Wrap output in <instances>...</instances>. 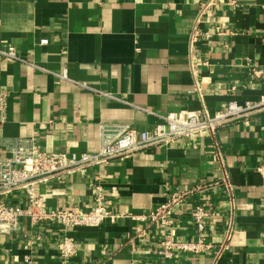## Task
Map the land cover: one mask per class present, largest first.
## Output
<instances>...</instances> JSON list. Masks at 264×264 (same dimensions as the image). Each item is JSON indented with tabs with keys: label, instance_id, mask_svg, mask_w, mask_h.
Listing matches in <instances>:
<instances>
[{
	"label": "crops",
	"instance_id": "0c3cea01",
	"mask_svg": "<svg viewBox=\"0 0 264 264\" xmlns=\"http://www.w3.org/2000/svg\"><path fill=\"white\" fill-rule=\"evenodd\" d=\"M206 0H0V90L7 92L0 140L30 137L45 152H95L118 126L151 129L168 112L211 114L229 101L264 95V0H218L198 26ZM45 40V42H42ZM5 154L0 143V156ZM264 110L207 132L139 149L41 186L49 208L88 209L99 183L119 217L62 228L20 219L0 233V264H58V242H78L69 264H264ZM227 176L194 192L171 228L130 214L148 211L175 190ZM7 201L24 206L15 193ZM207 203L212 248L166 258L165 232L193 240L191 202ZM228 246L214 259L225 232ZM63 229V230H62ZM37 236L39 238H37ZM26 256L30 261L27 262Z\"/></svg>",
	"mask_w": 264,
	"mask_h": 264
},
{
	"label": "built area",
	"instance_id": "2783aa9c",
	"mask_svg": "<svg viewBox=\"0 0 264 264\" xmlns=\"http://www.w3.org/2000/svg\"><path fill=\"white\" fill-rule=\"evenodd\" d=\"M217 1L206 0L200 4L191 28L190 44L200 36H209V33L203 31L198 24ZM233 2L229 0L226 3ZM0 53L9 58H16L13 45H8L5 50H0ZM6 101L7 92L0 90V123L4 120ZM261 110H264V95H260L256 100H246L242 103L229 101L211 114L204 106L197 110L168 112L148 130L137 131L129 125L118 126L111 136L101 138L95 152H45L33 138H4L0 140L5 152L0 156V233L16 232L22 217L33 225L40 222H56L62 225L63 229L76 226L93 227L104 222L112 223L119 214L107 203L99 183L94 186L93 206L88 209L49 208L46 203V193L41 190V186L72 173L85 174L93 166L128 156L139 149L176 142L204 132L214 135L219 128L230 122L242 120L246 123L249 116ZM256 170L264 175V166L259 165ZM217 185H224L230 189L227 176L224 175L219 180L203 181L187 190L172 191L165 200L148 211L130 216L146 222V227L159 224L165 229L171 228L176 223L178 208L188 202L192 193L208 192ZM15 193L23 195L24 206L7 201V197ZM190 205L188 217L194 226L196 237L193 240H178L172 233L165 232L158 243L161 247L160 253L166 258L178 252L198 254L212 248L206 231L207 220L210 217L207 203L196 201L191 202ZM230 236L229 226L213 263L228 246ZM78 245L73 237L63 234L58 242V264H69ZM26 260L30 261L29 256H26Z\"/></svg>",
	"mask_w": 264,
	"mask_h": 264
}]
</instances>
